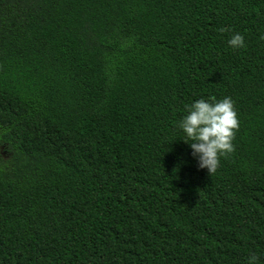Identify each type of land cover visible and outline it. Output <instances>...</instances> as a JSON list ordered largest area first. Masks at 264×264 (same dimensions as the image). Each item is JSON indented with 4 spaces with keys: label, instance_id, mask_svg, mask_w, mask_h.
Here are the masks:
<instances>
[{
    "label": "trees",
    "instance_id": "trees-1",
    "mask_svg": "<svg viewBox=\"0 0 264 264\" xmlns=\"http://www.w3.org/2000/svg\"><path fill=\"white\" fill-rule=\"evenodd\" d=\"M262 34L264 0H0V264H264ZM225 96L208 173L178 122Z\"/></svg>",
    "mask_w": 264,
    "mask_h": 264
},
{
    "label": "clouds",
    "instance_id": "clouds-1",
    "mask_svg": "<svg viewBox=\"0 0 264 264\" xmlns=\"http://www.w3.org/2000/svg\"><path fill=\"white\" fill-rule=\"evenodd\" d=\"M261 39H264V34ZM227 43L233 48L243 47V36L233 33ZM238 126L233 101L228 96L193 101L188 106L187 114L178 122V127L186 137L183 140L189 144L197 166L208 173L216 169L220 156L233 151L232 139ZM256 260L255 255H249L247 264H256Z\"/></svg>",
    "mask_w": 264,
    "mask_h": 264
}]
</instances>
